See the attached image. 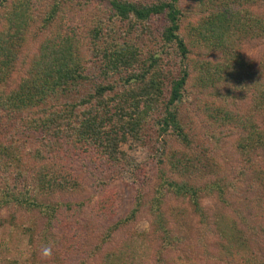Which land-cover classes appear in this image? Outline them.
I'll return each instance as SVG.
<instances>
[{"label":"trees","instance_id":"obj_1","mask_svg":"<svg viewBox=\"0 0 264 264\" xmlns=\"http://www.w3.org/2000/svg\"><path fill=\"white\" fill-rule=\"evenodd\" d=\"M44 1L0 0V209L14 207L17 211H37L45 216L44 227L37 232L30 231L32 244L51 254L64 243L68 254L78 255L85 250L80 243L83 238L79 229L82 217H90L92 211L81 214L82 204L61 199L62 194L75 187L69 178L71 172L64 168L61 172L63 158H59L57 151L64 145H67L66 152L100 161L101 167H119L126 158L119 144L126 135L145 139V132L143 135L141 130L149 122L158 140L167 144L172 136L191 146L192 138L178 117L176 104L189 77V55L196 48L204 50L208 62L199 71L200 92L207 91L206 96L214 98L204 103L206 111L214 123L231 124L242 136L235 147L244 169L236 173L234 180L244 182L247 178V184H255L256 179H251L250 174L264 172L257 158L258 153L264 151V127L255 119L264 111V53L255 64L252 60L246 62L237 52V46L240 40L249 42L263 38L264 12L258 9L264 0H210L200 12V19L186 29L180 0L148 4L103 0L107 8L89 33L100 63L98 74L102 81L96 85L94 93L70 101L64 98L83 83L85 67L81 57L72 51V37L63 38L59 45L53 43L56 35L45 36V41L37 42L38 30L52 26L60 11L57 3L49 5ZM153 16L164 18L159 40L175 48L180 67L178 76L171 75L169 79L165 109L158 117L156 112L162 104L160 98L169 76L165 65L161 66L162 55L150 48L144 59L140 45L125 39L118 29L123 25L127 31L138 24L149 31L148 20ZM113 75L123 79L121 88L111 81L103 83ZM246 99L252 104L242 116L237 103ZM228 100L235 102L232 109L227 106ZM3 136L9 141L4 142ZM31 139H36L40 147L34 157L41 162H35L37 166L31 163L33 158L29 159L30 154L23 148ZM49 153L55 160L45 165L43 159ZM159 158L156 180L150 186L143 179L136 185L132 206L124 216H116L111 194H106L93 209V214L113 219L108 222L109 231L102 233L101 241L110 239L118 226L135 223L139 212L146 209L151 217V228L145 236L160 239L163 248L173 247L181 236L170 227V219L164 212L166 199L171 197L187 201L198 216L199 240L207 250L206 255L214 261L230 262L232 247H245L251 237L258 244L260 238L264 242V226L252 224L243 213L252 210L255 200L245 203L241 211L235 209V216L248 233L223 211L229 207L230 198L239 193L234 181L223 175L197 185L163 171L166 161L175 165V154L170 158L168 153H162ZM251 191L249 188L248 192ZM212 196L222 206L219 211H207L200 202L202 197ZM62 209L65 211L60 213ZM59 230L63 232L61 236ZM208 236L218 238L213 252L209 251ZM66 258L70 261L72 257Z\"/></svg>","mask_w":264,"mask_h":264},{"label":"rangeland","instance_id":"obj_2","mask_svg":"<svg viewBox=\"0 0 264 264\" xmlns=\"http://www.w3.org/2000/svg\"><path fill=\"white\" fill-rule=\"evenodd\" d=\"M133 1L148 4L158 0ZM209 1L180 0L179 6L185 15L183 28L186 29L190 23L200 19V15L209 5ZM44 2L49 5L57 3L55 5H59L60 11L55 16L56 19L52 26L38 30L37 42L45 41V36L50 38L56 35L53 43L59 45L63 38H73L70 43L72 51L74 55L81 57L86 78L64 99L70 101L87 97L88 94L95 92L96 85L102 81L98 74L100 63L95 56L97 52L90 43L89 33L98 16L104 9L106 10L107 3L103 0H45ZM258 11L264 12V3ZM148 24L149 31H145L138 24L136 28L127 30L128 34H126L127 31L123 25H120L118 29H121L120 34L125 35V37H121L140 45L145 56H143L144 59L147 57L145 54L148 53L146 50L150 48L153 51L157 50L162 55L163 64L161 63V66L165 65L164 69L169 73V76L160 98L162 104L156 112L158 117L163 114L165 109V102L169 95V79L171 75L178 76L180 67L175 48L172 45L165 46L159 40L160 31L165 24L164 18L153 16L148 20ZM138 36L139 40H137ZM237 52L246 62L252 60L255 64L262 57L261 53H264V36L260 40L253 39L249 42L240 40ZM204 53V50L198 48L191 51L189 77L183 95L176 104L178 117L189 137L192 138L191 146L176 141L172 136H169L168 143L165 144L163 140H158L159 137L149 122L141 130L143 135L145 132V139H139L140 137L135 139L126 135L125 140L119 144V149L126 156L125 163L119 167L108 169L101 167L100 161L93 162L81 154L66 152L67 145H64L60 152L57 151V155H60L59 158H63L61 172L62 168L71 172L69 178L73 180L75 187L62 194L61 199L70 201V203L82 204L81 214L92 211L90 217L86 219L82 217V222L79 221L82 224L79 230H82L80 235L83 238L80 239V243L85 250L79 251L78 255L76 253L68 254L65 243L52 254L49 251L38 249L30 242V231L41 230L46 223L45 216L37 211H17L14 207H6L0 209V264H82L81 260L85 261L83 264H264V245H262L264 242L261 238V245L251 237L245 247H232L230 262L214 261L208 257L206 248L199 240L198 216L193 213L192 208L185 200H176L170 197L164 204V212L170 219V227L181 236L170 248H163L160 239L154 240L145 236L151 228V217L146 209L139 212L135 223L118 226L106 242L101 241V235L109 231L108 222L113 219L109 216L93 214V209L99 206V201H102L101 199L106 194H111L116 216L118 218L124 216L132 206L136 185L143 179L146 185L150 186L156 180V165L159 157L162 153H168L170 158L175 154L177 161L175 165L164 161L162 169L174 177L186 179L197 185H203L216 179L217 176L223 175L234 181L235 187H239V193H235L236 196L230 198L229 207L223 208V211L226 212V215L235 218L238 226L247 232L240 218L235 216V209L241 211L240 207L245 203L255 200L252 210H245L244 216L252 224L264 226V172H259V175L254 172L250 174L251 179H256V185L252 182V185L247 184L246 182L249 181L247 178L244 182L234 180L237 177L236 173L240 169H244L240 152L235 147L241 139V135L237 133L238 129L235 126L232 127L231 124L214 123L204 106L205 102L210 103L214 99L206 96L207 91L200 92L201 72L199 71L203 65L208 63L207 55ZM107 81H111V84L121 88L123 79L119 75H113L111 78L105 79L103 83L106 84ZM216 103L219 102L216 101ZM232 103L235 102L231 100L227 102L230 109H232ZM237 104H239L238 110L243 116L252 102L246 99ZM255 119L260 127H264V111L256 115ZM217 125H219L218 128H215ZM2 140L9 141L4 136ZM163 145L167 148L164 149ZM23 148L30 154V157L27 155L29 159L33 158L31 163L34 166L41 163L34 159L35 151L40 149L36 139L27 141ZM257 158L264 168V151L258 153ZM54 160L49 153L43 159V163H54ZM249 188L253 191L248 192ZM200 202L207 211L215 210L213 212H216L222 208L215 196L202 197ZM62 207L65 208V206ZM63 211L65 210L62 209L60 213ZM213 212L211 215L214 214ZM208 213L210 214V212ZM211 219L213 221L214 216ZM61 233L63 232L59 233L60 236ZM56 236L58 235L56 234ZM217 240L216 236L207 237L210 252H213V245L217 244ZM97 245L99 248H96ZM107 253L111 258L106 257ZM110 254L112 255L110 256ZM68 256L72 257L70 261L66 258Z\"/></svg>","mask_w":264,"mask_h":264}]
</instances>
